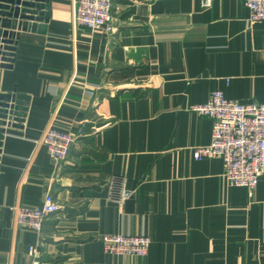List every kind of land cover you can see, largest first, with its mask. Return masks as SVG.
Here are the masks:
<instances>
[{
  "label": "crops",
  "instance_id": "obj_1",
  "mask_svg": "<svg viewBox=\"0 0 264 264\" xmlns=\"http://www.w3.org/2000/svg\"><path fill=\"white\" fill-rule=\"evenodd\" d=\"M47 4L0 66L22 108L0 140V264H103L106 233L150 237L132 264H264V172L249 191L192 155L212 130L192 107L212 91L264 103V20L242 0H114L110 32L74 24L75 0ZM48 125L75 134L61 164L39 143ZM47 192L59 209L39 232L14 222Z\"/></svg>",
  "mask_w": 264,
  "mask_h": 264
},
{
  "label": "built area",
  "instance_id": "obj_2",
  "mask_svg": "<svg viewBox=\"0 0 264 264\" xmlns=\"http://www.w3.org/2000/svg\"><path fill=\"white\" fill-rule=\"evenodd\" d=\"M114 0H75L72 21L92 29L103 28L114 32L113 23ZM248 9V20L257 22L264 20V0H242ZM210 0H202L204 7ZM8 45H14L11 40ZM0 42V63H9L3 57H9L11 51L2 49ZM5 53V55L3 53ZM13 104V103H12ZM203 116L212 120L211 140L207 145L195 146L192 155L195 159L220 157L224 164V178L229 186H243L252 191L259 176L264 172V103L255 101L240 102L229 99L220 90L210 93L207 101L192 107ZM20 118V117H19ZM5 119L6 127L15 122ZM75 140V134L48 125L42 133L39 143L43 145L50 157L57 164L65 161L69 149ZM128 190L122 180L119 188V199L128 196ZM59 204L52 193H45L41 204L32 206L16 205L13 207L14 222L28 229L39 232L48 215L57 212ZM104 251L111 259L103 264H132L122 257H144L151 239L146 234L106 233L101 236ZM35 250L29 247V254ZM9 264H40L39 262L23 263L12 261Z\"/></svg>",
  "mask_w": 264,
  "mask_h": 264
},
{
  "label": "water",
  "instance_id": "obj_3",
  "mask_svg": "<svg viewBox=\"0 0 264 264\" xmlns=\"http://www.w3.org/2000/svg\"><path fill=\"white\" fill-rule=\"evenodd\" d=\"M48 19L47 0H0V42L4 43L2 49L13 52L16 46L18 33L16 30L34 29L37 27V20L46 22ZM44 26V25H43ZM42 25L39 27H43ZM14 45H8L11 40ZM1 52V51H0ZM3 53V52H2ZM5 55V53H3ZM9 57H3V60L11 63L13 61L12 53ZM9 63H0V66H9ZM12 97L0 94V140L3 138L5 119L20 121L22 108L12 103ZM15 123L10 124L11 126Z\"/></svg>",
  "mask_w": 264,
  "mask_h": 264
}]
</instances>
